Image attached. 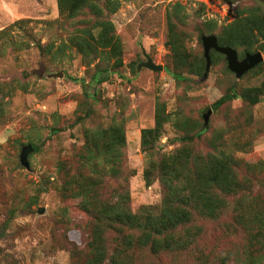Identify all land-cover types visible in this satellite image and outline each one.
<instances>
[{
  "label": "rangeland",
  "instance_id": "rangeland-1",
  "mask_svg": "<svg viewBox=\"0 0 264 264\" xmlns=\"http://www.w3.org/2000/svg\"><path fill=\"white\" fill-rule=\"evenodd\" d=\"M208 36L263 60L237 78L211 50L206 71ZM125 201L180 219L178 255L143 264H264L254 0H0V264H92L95 239L108 264Z\"/></svg>",
  "mask_w": 264,
  "mask_h": 264
},
{
  "label": "trees",
  "instance_id": "trees-1",
  "mask_svg": "<svg viewBox=\"0 0 264 264\" xmlns=\"http://www.w3.org/2000/svg\"><path fill=\"white\" fill-rule=\"evenodd\" d=\"M218 45L221 46L224 44L218 42ZM234 98V95H224L214 103L213 107L218 109L226 102L234 100ZM202 132L203 130L198 132L197 135H201ZM127 205L128 204L125 201L116 207V219L114 221V229L112 232L120 230V234L119 237L114 240L112 250L107 255V263L143 264L144 252L155 258H159L161 255L177 256L179 253L177 251L180 248V242L172 239L169 235L171 233L174 234V230L181 226L179 224L180 219H177L176 216L170 214V223L166 226H159L167 217V211L171 207V204H162L160 211L155 214V216L150 217H139L134 215L131 213ZM188 234L189 233L186 232V235ZM247 234L249 242L252 235L249 233ZM102 241L97 242L95 239L92 243V245H95L93 247L95 261H93L92 264L95 262L97 263L98 261L101 262V260L103 261L106 256L105 249L101 245Z\"/></svg>",
  "mask_w": 264,
  "mask_h": 264
},
{
  "label": "water",
  "instance_id": "water-1",
  "mask_svg": "<svg viewBox=\"0 0 264 264\" xmlns=\"http://www.w3.org/2000/svg\"><path fill=\"white\" fill-rule=\"evenodd\" d=\"M255 3L259 6L261 9L263 15H264V1L262 0H254ZM203 45H204V58L206 60V71H208L210 67V51H216L217 53H220L225 56L228 67L230 71H232L237 78H240L242 75H244L246 72L254 68L256 65H258L260 62H262L263 58L261 53L257 52L254 54H245L244 59L241 61L238 58V53L236 50L230 48V47H221L218 45V41L213 36L203 37L202 38ZM147 68L152 71H160L162 70V66H157L153 63V61L150 58H147L146 62L140 63L138 66V69L141 68ZM210 114V111H207L204 114V118L206 119ZM30 151V147H28L22 155V160H25V157L27 153Z\"/></svg>",
  "mask_w": 264,
  "mask_h": 264
}]
</instances>
